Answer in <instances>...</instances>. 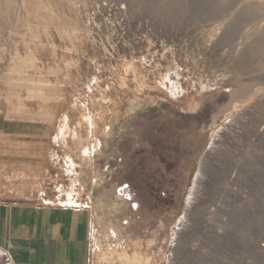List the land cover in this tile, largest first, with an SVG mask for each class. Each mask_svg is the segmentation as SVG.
<instances>
[{"label": "rangeland", "instance_id": "obj_1", "mask_svg": "<svg viewBox=\"0 0 264 264\" xmlns=\"http://www.w3.org/2000/svg\"><path fill=\"white\" fill-rule=\"evenodd\" d=\"M0 36L10 40L0 52L35 73L0 74V203L90 207L89 264H167L189 218L196 226L181 264H264V196L239 233L233 210L226 226L210 227L188 209L224 109L255 89L264 97V0H0ZM201 42L216 63L244 57L257 77L233 89L192 86L180 99L138 82L148 77L134 74L144 59L193 60ZM235 166L222 161L212 197ZM70 168L82 188L76 204L52 198ZM0 264H14L2 248Z\"/></svg>", "mask_w": 264, "mask_h": 264}, {"label": "bare ground", "instance_id": "obj_2", "mask_svg": "<svg viewBox=\"0 0 264 264\" xmlns=\"http://www.w3.org/2000/svg\"><path fill=\"white\" fill-rule=\"evenodd\" d=\"M19 2L22 7H26V0H19ZM17 25L18 21L13 18L11 25H9L10 32H13ZM58 28L61 27L58 26ZM260 45L264 46L263 43ZM206 47L207 43L201 42L200 46L196 47L198 53L193 60L189 59V55L185 59L181 57L179 62L171 64L155 60L153 57L148 62L144 59L140 62L142 67L135 68L134 74H142L146 70L148 77H141V79L136 80L141 85H147L160 91V95L164 97L170 95L175 99H180L192 86L198 93L218 86L233 89L237 88L233 81L249 82L257 77L249 70L248 61L244 57H233L216 63L204 54ZM185 70L188 72L186 76H184ZM214 72H218V75H214ZM151 79L153 83L149 82ZM262 105H264V97L256 89L252 93L241 94L239 105L229 104L224 109L226 119L218 128L208 152L202 159L198 185L194 189V193L198 197L188 204V209L191 217H207L210 220L207 221L210 227L226 226L224 217H233V210L236 214V219L234 218L236 230L239 233L240 228L244 225L248 205L259 202L264 196L262 178L264 171V111ZM231 159L236 166L229 174L225 185L218 188L217 194L212 197L211 181L222 161ZM218 194L221 199L216 198ZM183 224L185 225H181L178 229L174 238L175 242H172L174 243L173 251L167 264H174L171 259L174 260L175 257L179 264L185 259V247L194 230L195 222L189 218Z\"/></svg>", "mask_w": 264, "mask_h": 264}, {"label": "crops", "instance_id": "obj_3", "mask_svg": "<svg viewBox=\"0 0 264 264\" xmlns=\"http://www.w3.org/2000/svg\"><path fill=\"white\" fill-rule=\"evenodd\" d=\"M8 30L10 34L14 32H10L9 26ZM1 38L7 44L10 43L9 39ZM27 57L24 53L22 62ZM0 59L3 60L0 74L4 77L19 74L24 79L35 75L32 67L22 63L16 65L14 51L11 55H7L6 51L0 52ZM13 62L15 64L10 66ZM44 86L50 85L46 83ZM49 99L44 104L36 105L45 108L40 111H50L54 103L53 99ZM8 127L13 129L11 124ZM69 173L73 176L67 180L60 174L55 177L52 198L65 204H76L80 201L82 188L77 180L78 172L70 168ZM126 189L124 187L122 192L129 197ZM93 217L90 207L0 203V248L8 253L14 264H89Z\"/></svg>", "mask_w": 264, "mask_h": 264}]
</instances>
